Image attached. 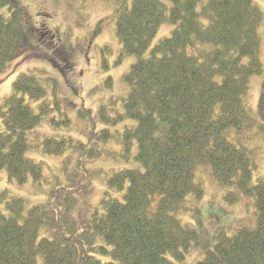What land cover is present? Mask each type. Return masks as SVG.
<instances>
[{
  "label": "trees",
  "instance_id": "16d2710c",
  "mask_svg": "<svg viewBox=\"0 0 264 264\" xmlns=\"http://www.w3.org/2000/svg\"><path fill=\"white\" fill-rule=\"evenodd\" d=\"M116 1L109 17L122 45L119 59L136 55L138 60L124 75L129 90L123 109L111 114L112 107L101 105L99 119L110 127L103 126L94 136L103 144L116 139L126 156L137 142L139 166L112 173V193L103 191L88 217L77 208L90 185L80 183L81 178L62 196L54 190L49 202L29 208L24 199L0 192V264H177L198 238L195 226L178 217L193 210L197 222L201 220L196 204L205 190L196 181L197 165H208L217 184L231 188L224 197L228 203L253 199L257 219L255 226L244 224L231 233L219 230L213 248L195 264H264V178L254 182L253 152L228 138L231 129L260 125L264 134V84L258 117L245 103L251 77L263 72L262 10L254 0H168L170 6L163 0H133L131 5L129 0ZM4 6L9 15L1 10ZM26 15L18 0H0V71L17 55ZM164 22L175 25L171 34L150 49ZM105 83L113 85L111 76ZM13 86L0 105V172L7 170L19 184H43V163L28 155L33 148L28 133L55 108L61 110L64 98L57 96L54 104L41 101L36 110L32 102L47 94L43 79L22 73ZM87 110L91 117L86 107L80 116ZM61 114V121H51L69 125L68 113ZM75 140L71 135L51 136L41 144L53 156L75 150L78 157H68L66 169L77 162L85 170L88 162L104 155L99 142ZM84 176L91 179L88 171ZM72 211L77 218L66 217ZM42 229L49 234L39 240Z\"/></svg>",
  "mask_w": 264,
  "mask_h": 264
},
{
  "label": "rangeland",
  "instance_id": "374dc122",
  "mask_svg": "<svg viewBox=\"0 0 264 264\" xmlns=\"http://www.w3.org/2000/svg\"><path fill=\"white\" fill-rule=\"evenodd\" d=\"M18 1L27 12L24 35L15 58L4 71H0V105L14 92V82L22 73H34L46 83V96L32 102L36 110L41 101L47 100L54 104L57 96L64 99H60L61 110L55 108L45 120L28 133V138L33 144L28 155L43 163L46 181L43 184L32 182L19 184L11 180L4 169L0 172V192L5 191L9 197L24 199L29 208L38 203L49 202L54 190L57 196H62L77 178H81L80 183L86 184L88 181L90 185L87 191L81 193L80 205L77 208L84 217H88L103 191L109 189L112 193L108 185V178L112 173L126 167L139 166L135 158L137 142L134 143L131 154L126 156L125 153L122 154L123 147L116 139L103 144L94 136L103 126L110 127L99 119L97 110L101 105L107 104L112 107L111 114H118L123 109V99L129 90L124 75L138 60V56L126 55L119 59L122 45L116 34V22L109 17L117 9L116 0ZM132 1L129 0L130 5ZM163 1L168 6L171 5L170 1ZM254 2L263 12V21L259 29L263 72L251 77L245 103L258 117L264 84V0ZM1 10L6 15L10 14L8 7H1ZM99 21H102L101 32L95 35L93 32ZM174 26L172 23L164 22L153 38L150 49L161 39L168 37ZM109 76L113 82L112 86L105 83ZM53 80L57 82V88ZM25 97L30 101L28 95ZM84 107L92 111L93 117L87 116L88 110L84 116H80L79 112ZM61 111L68 113L69 125L51 121L52 118L61 121L60 118L63 116ZM0 123L4 126L1 116ZM260 126L244 131L231 129L228 132V138L253 152L252 158L254 163L256 162L254 182L258 178H264V134L260 132ZM120 128V125L111 127L112 132ZM68 135L73 136L75 141L89 144L99 142L106 149L104 155L88 162L85 170H79L77 162H72L66 169L65 160L70 156L78 157V153L68 149L69 151L60 156L48 155L44 153L41 142L45 137ZM87 171L91 173V179L88 180L84 176L87 175ZM195 174L196 181L205 190L204 197L196 204L200 208L201 220L197 222L193 210L179 212L178 217L182 222L195 226L198 238L192 244L186 258L177 261V264H195L199 261L208 249L213 248L215 234L219 230L225 229L231 233L244 224L247 226L256 224L257 210L253 199H243L236 204H230L224 197L231 188L218 185L208 165H197ZM53 200L57 202V208L62 209L63 206L58 200L55 198ZM3 206L4 203L1 204L2 209ZM190 206L194 207L191 204ZM71 214V218H77L75 211L66 217ZM48 234L47 230L42 229L38 239ZM100 258L104 261L110 260L108 256Z\"/></svg>",
  "mask_w": 264,
  "mask_h": 264
}]
</instances>
